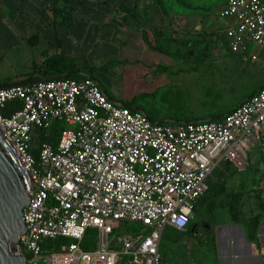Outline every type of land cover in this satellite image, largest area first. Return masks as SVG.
Listing matches in <instances>:
<instances>
[{
    "label": "built area",
    "instance_id": "2783aa9c",
    "mask_svg": "<svg viewBox=\"0 0 264 264\" xmlns=\"http://www.w3.org/2000/svg\"><path fill=\"white\" fill-rule=\"evenodd\" d=\"M221 17L231 52L264 51V0H228ZM12 102L23 107L5 116ZM56 122L65 125L58 144L36 143V131L48 137ZM0 133L31 185L16 255L29 264H165V231L187 232L215 170L247 171L249 148L264 138V87L220 121L163 124L112 101L94 78L52 79L0 89ZM58 239L70 243L48 248Z\"/></svg>",
    "mask_w": 264,
    "mask_h": 264
},
{
    "label": "crops",
    "instance_id": "0c3cea01",
    "mask_svg": "<svg viewBox=\"0 0 264 264\" xmlns=\"http://www.w3.org/2000/svg\"><path fill=\"white\" fill-rule=\"evenodd\" d=\"M90 2L0 0V60L11 58L12 67L23 69L16 77L0 79V86L46 80L47 62L60 56L68 60L59 65L64 76H71L73 71L79 73L77 70L87 66L99 68L111 61L121 64L122 60H108L101 66L91 63L101 51L118 47L124 49V59L139 62L146 70L145 75H154L167 58L170 47L178 49L182 31L192 29L204 36L211 35V17L207 19L206 13H196L201 10L197 6H184L189 8L181 12L179 3L166 4L164 0ZM227 22L222 20L224 28ZM72 67L74 69L69 70ZM102 88L112 101L130 108ZM153 115L155 120L148 116L153 122L169 124L220 121L225 117L196 119L195 114L190 116L187 111ZM254 146L262 149L264 164V138ZM251 150L247 152V171L240 172L227 163L228 168L223 170L225 177L213 181L211 189L196 204L190 220V224L195 225L192 238L211 236L212 264H264V217L257 228L259 250L249 241L244 226L245 221L264 211V175L259 179L248 177L252 171L260 172V168L253 169ZM224 210H228V214Z\"/></svg>",
    "mask_w": 264,
    "mask_h": 264
},
{
    "label": "rangeland",
    "instance_id": "374dc122",
    "mask_svg": "<svg viewBox=\"0 0 264 264\" xmlns=\"http://www.w3.org/2000/svg\"><path fill=\"white\" fill-rule=\"evenodd\" d=\"M228 0H164L166 4L181 5V12L189 7L201 8L198 14L211 17V34L201 35L192 29L182 31L178 49L172 46L158 72L145 75L139 62L123 58V48H108L92 59L93 65L101 66L108 60H119L105 73H97L98 82L130 107L142 109L155 120L153 113L173 114L187 111L197 118L227 115L237 104L250 98L264 86V51L255 44L247 50L233 53L228 47L223 30L221 12ZM189 5L188 8L184 6ZM185 10V11H184ZM255 55L258 60L253 62ZM245 58L249 61H245ZM12 59L0 60V79L16 77L22 70L12 67ZM253 169L248 177L259 179L264 175L263 152L259 147H250ZM226 164V165H225ZM214 172L209 180L224 178V169ZM228 214V210H224ZM195 225L190 224L187 233L169 230L164 235L161 255L165 264H212L213 243L210 235L192 238ZM124 231V230H122ZM39 264H46L41 260Z\"/></svg>",
    "mask_w": 264,
    "mask_h": 264
},
{
    "label": "water",
    "instance_id": "95a60500",
    "mask_svg": "<svg viewBox=\"0 0 264 264\" xmlns=\"http://www.w3.org/2000/svg\"><path fill=\"white\" fill-rule=\"evenodd\" d=\"M65 78H70L66 76ZM61 79V77L55 78ZM24 83L3 85L0 89L36 85ZM30 178L15 152L0 133V264H29L27 257L16 255L19 238L26 232L23 212L28 205Z\"/></svg>",
    "mask_w": 264,
    "mask_h": 264
},
{
    "label": "trees",
    "instance_id": "16d2710c",
    "mask_svg": "<svg viewBox=\"0 0 264 264\" xmlns=\"http://www.w3.org/2000/svg\"><path fill=\"white\" fill-rule=\"evenodd\" d=\"M65 1H70V2H78V3H83V4H89L91 3L90 0H65ZM138 2L141 0H137ZM158 2H160V0H158ZM212 36H214L215 34H211ZM68 62V60H66L63 57H58L56 59H52L49 60L46 64L45 67V79H55L58 77L61 78H65L66 76H64V72L59 69V65ZM117 62L115 61H111L109 62L106 66L103 67H99V68H91V67H84L82 69H79L77 71H79V73H75L73 71L72 75L70 76L71 79H84L86 77H91L94 78L95 80H97V78L95 77V74L97 72L100 73H105L106 70L109 69V67L116 65ZM74 69L73 67L70 68L69 70ZM98 81V80H97ZM17 84L18 82H10L9 84ZM100 83V82H99ZM264 87V86H263ZM258 92V91H257ZM257 92H255L253 95H255ZM246 102V101H245ZM245 102H243L245 104ZM242 103V104H243ZM22 104L20 102H12L9 103L7 108L4 110L3 114L5 116H11L13 115L16 111H19L20 109H22ZM238 107V106H237ZM132 108V107H130ZM133 109V108H132ZM215 120V119H214ZM213 120V121H214ZM163 124H167V123H163ZM177 124V123H176ZM65 129V125L63 123H54L49 131V136L45 137V134L42 131H36V143H39L40 141H45L48 140L52 145H57L59 140H60V135L63 132V130ZM47 138V139H46ZM38 152H35V156H38ZM211 188V187H210ZM263 208V207H262ZM264 217V211L261 212L260 215L255 216L254 218H252V220L250 221H245L244 222V226H245V230L247 233V237L249 239L250 242H252L256 248L259 250L260 249V244L258 241V230L257 228H259L260 223L262 218ZM70 243L69 240L67 239H58L57 241H53V242H49L48 243V248H51L52 246H57V248L61 245V244H67ZM83 249L87 250V251H91L94 249V243L91 242L88 238L85 240V242L82 245ZM47 248V247H45ZM28 259H30V257H28Z\"/></svg>",
    "mask_w": 264,
    "mask_h": 264
}]
</instances>
